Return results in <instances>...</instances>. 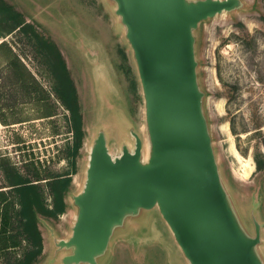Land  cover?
Returning a JSON list of instances; mask_svg holds the SVG:
<instances>
[{
    "label": "rangeland",
    "instance_id": "obj_1",
    "mask_svg": "<svg viewBox=\"0 0 264 264\" xmlns=\"http://www.w3.org/2000/svg\"><path fill=\"white\" fill-rule=\"evenodd\" d=\"M60 50L77 90L85 137L73 174L68 150L74 137L70 112L58 99L59 81L50 51L36 53L23 34L7 40L27 68L29 84H19L11 71L0 68V190H9L5 159L29 175L26 162L39 160L47 173H72L68 209L59 220L39 219L44 251L36 264L52 259L55 239H67L77 209L72 196L83 188L91 145L105 129L113 156L123 144L132 147L134 129L148 135L142 89L132 50L110 0H4ZM244 9L204 22L196 33L200 85L220 170L235 210L248 232L253 229V204L262 224L264 255V0H243ZM32 74L37 83L31 81ZM58 76V78H56ZM54 113L39 118L41 97ZM23 120L24 122L17 123ZM254 230V229H253ZM124 231V232H123ZM127 231V232H126ZM115 236V235H114ZM2 264V261H0ZM102 264H187L157 209L142 211L117 232Z\"/></svg>",
    "mask_w": 264,
    "mask_h": 264
},
{
    "label": "water",
    "instance_id": "obj_2",
    "mask_svg": "<svg viewBox=\"0 0 264 264\" xmlns=\"http://www.w3.org/2000/svg\"><path fill=\"white\" fill-rule=\"evenodd\" d=\"M111 1L142 89L147 154L134 129L128 130L132 147L123 144L118 156L105 129L98 131L83 188L72 196L71 234L54 240L52 259L102 264L117 232L142 211L157 209L187 264H264L257 205L248 232L220 170L196 50L200 26L243 10L244 1Z\"/></svg>",
    "mask_w": 264,
    "mask_h": 264
},
{
    "label": "trees",
    "instance_id": "obj_3",
    "mask_svg": "<svg viewBox=\"0 0 264 264\" xmlns=\"http://www.w3.org/2000/svg\"><path fill=\"white\" fill-rule=\"evenodd\" d=\"M20 32L29 41L36 53L43 55L50 51L55 59L59 81L54 85L55 93L70 112V123L73 132V145L68 150L73 174L76 173V159L83 147L85 131L83 112L77 90L70 78L66 62L49 38L41 35L28 24L23 15L11 4L0 0V39ZM7 68L19 84H29L24 72L27 71L13 44L7 40L0 43V68ZM31 81L36 78L30 73ZM58 78V76H56ZM47 97L38 99L39 118L54 116L47 104ZM0 122L7 125L0 115ZM23 120L17 122L21 123ZM6 175L9 190H0V261L2 264H36L44 251V238L39 228V219L59 220L68 209L67 197L72 186V173H47L39 160L26 162L29 175L21 174L9 159Z\"/></svg>",
    "mask_w": 264,
    "mask_h": 264
}]
</instances>
